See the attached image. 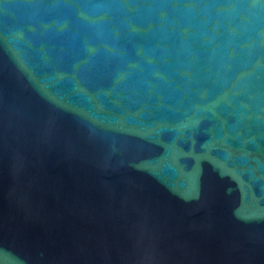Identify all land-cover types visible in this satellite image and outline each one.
Listing matches in <instances>:
<instances>
[{"label": "water", "instance_id": "95a60500", "mask_svg": "<svg viewBox=\"0 0 264 264\" xmlns=\"http://www.w3.org/2000/svg\"><path fill=\"white\" fill-rule=\"evenodd\" d=\"M104 2L0 0V264H264V0L183 44Z\"/></svg>", "mask_w": 264, "mask_h": 264}, {"label": "clouds", "instance_id": "9594fccd", "mask_svg": "<svg viewBox=\"0 0 264 264\" xmlns=\"http://www.w3.org/2000/svg\"><path fill=\"white\" fill-rule=\"evenodd\" d=\"M255 3L256 0H252L245 8L242 0H105L94 9L92 20L101 27L118 21L120 26L131 27L137 32L141 28L133 21H139L147 25V31H159L163 40L178 36L183 44L197 34L214 39L222 27L230 35H236L237 28H247L254 23ZM261 36L264 44V32ZM229 71L222 60L217 63V81L231 85L230 91L225 92V99L230 102L241 86V79L230 81ZM185 75L190 80V74L186 72Z\"/></svg>", "mask_w": 264, "mask_h": 264}]
</instances>
